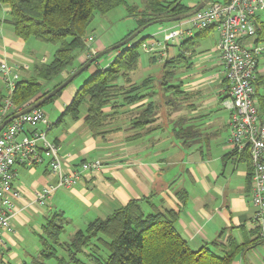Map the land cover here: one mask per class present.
<instances>
[{
	"label": "crops",
	"instance_id": "0c3cea01",
	"mask_svg": "<svg viewBox=\"0 0 264 264\" xmlns=\"http://www.w3.org/2000/svg\"><path fill=\"white\" fill-rule=\"evenodd\" d=\"M4 10L3 18L9 8ZM261 19L264 20V13ZM185 25L181 22L162 25L157 29L158 34H150L151 38L146 42H162L154 51H147L153 54L151 58L155 56L163 65L166 58L177 56L184 48L182 41L194 37L199 31H193L190 26L184 28ZM175 26L180 27L169 28ZM180 28L190 29L187 36L174 42L167 41V33ZM162 31L165 33L160 38L158 35ZM209 35L214 38L215 46L204 50L202 55L196 51L189 58V63H182L176 68V71L193 69V72L187 75L186 80L180 78L182 86L175 108L166 102L167 94L160 82L161 71L157 75L143 73L141 79L132 76L133 82L137 83L146 78L153 79L143 90L147 97L119 107L113 124L104 135H94L86 124L87 103L82 105L78 119L64 116L82 80L107 67L117 52L104 67H101L104 61L100 62V59L87 67L88 75L74 85L69 83L55 100L50 101V109L41 106L51 122L48 136L59 144L66 167L78 166L86 159H101L104 167L100 171L87 172L81 182L71 187L58 189L42 206L36 199L37 193L54 183L56 176L50 173L46 162L34 166L16 165L15 184L23 196L16 202V231L7 233L0 244V264H12L13 261L16 264H32L30 261L36 256L32 253L30 242L37 231L41 232L42 223L53 210L65 213L69 221L67 235H70L95 218H105L129 200L154 193L156 202L180 213L176 226L194 249L216 240L222 231L225 241L235 239L239 243L248 241L249 244V240L255 238L252 233L256 226L252 223L255 207L251 197L250 165L244 154H235L228 141L231 114L222 103L227 96V82L217 47L219 27H211L202 37ZM194 40L197 46L200 37ZM41 46L37 39L18 36L9 24L0 26V60L14 66L20 73V79L32 77L37 65L52 60L51 53L37 50ZM106 47L100 42L91 48L100 52ZM191 53L189 50L187 55ZM87 54L86 50L82 54L80 52L74 66L83 64L88 59ZM259 72H264L260 62ZM68 74V71L62 73L56 81ZM7 93V85L0 76V94L6 96ZM150 102L157 105L158 119L150 126L138 129L142 134L132 138L131 135L137 133L132 129V118L141 105ZM178 125L191 127L197 133L189 139L192 143L188 146L175 133L174 128ZM45 127L44 124L38 125L41 129ZM183 193L185 197L181 196ZM37 220L40 222L35 224ZM40 250L37 246V253ZM234 264H264V241L256 242L245 253H240Z\"/></svg>",
	"mask_w": 264,
	"mask_h": 264
},
{
	"label": "trees",
	"instance_id": "16d2710c",
	"mask_svg": "<svg viewBox=\"0 0 264 264\" xmlns=\"http://www.w3.org/2000/svg\"><path fill=\"white\" fill-rule=\"evenodd\" d=\"M125 2L126 0H0V11L3 6L9 8L6 17L0 15V26L9 24L24 39L36 38L57 46L51 61L37 65L32 77L17 82L12 94L16 109L35 103L80 68L85 62L79 67L74 66L77 51L87 50V29L96 14L107 13ZM195 6L187 5L182 0H146L143 9L129 6V12L135 15L138 26L126 37L154 19L186 13ZM163 23L165 22H161ZM211 27L199 30L194 37L186 38L181 43L183 50L177 56L164 60L160 82L165 93H168L166 102L172 107L177 106L175 101L179 100L178 94L182 86L181 80L172 82L176 68L182 63H189V58L196 52L194 39L204 36ZM150 36L144 35L143 31L131 42L116 49L117 54L112 62L83 83L63 115L78 119L82 105L87 103L86 124L94 135H104L113 124L119 107L147 97L143 90L149 87V82L153 79L133 82L131 73L139 65L140 46ZM255 42L264 44V20ZM189 50L192 53L187 55ZM152 60H156V57L153 56ZM67 71L69 74L66 78L56 81ZM262 87L264 72H259L258 66L256 98L260 112L264 115ZM63 89L47 102L55 100ZM171 93L174 94L175 101L169 98ZM4 97V94H0V109ZM108 107L111 108L107 110ZM157 119L156 103L141 105L132 118V129L137 133L131 137L140 136L142 132L138 129L150 126ZM174 130L187 146L192 143L189 139L197 134L191 127L178 125ZM239 153L244 154L249 162L251 179L253 167L250 155L247 151H235V154ZM181 196L185 197L184 193ZM154 199L155 193L140 199L133 198L105 218H95L86 227L78 228L65 239H62V235L67 233L69 221L63 211L53 210L42 223V248L33 264H48V259H55L57 264H234L240 253H245L254 243L264 241L258 227H254L252 233L255 238L249 240V244L248 241L239 243L235 239L225 241L222 231L216 240L194 249L176 226L180 213L174 208L160 205Z\"/></svg>",
	"mask_w": 264,
	"mask_h": 264
},
{
	"label": "built area",
	"instance_id": "2783aa9c",
	"mask_svg": "<svg viewBox=\"0 0 264 264\" xmlns=\"http://www.w3.org/2000/svg\"><path fill=\"white\" fill-rule=\"evenodd\" d=\"M264 0H211L205 7L181 21L191 29L202 30L218 26L220 39L217 47L224 63L227 96L223 105L230 111V135L228 141L235 151H247L252 162L251 197L255 207L252 223L264 238V115L256 98L258 66L264 45L256 43L262 24ZM190 30V29H189ZM189 30L175 29L167 33V41L184 38ZM95 41L90 35L86 42ZM162 42H145L146 51H154ZM88 58L95 54L91 48ZM0 76L8 93L0 109V124L18 110L12 94L20 73L6 60H0ZM39 124L46 125L38 128ZM51 122L44 109L38 107L15 117L0 131V244L7 233H15L16 202L23 192L15 184L16 165L34 166L47 163L56 181L37 193V201L45 206L54 193L62 187L81 182L87 172L103 169L101 159H86L78 166L66 167L60 154L59 144L48 136Z\"/></svg>",
	"mask_w": 264,
	"mask_h": 264
},
{
	"label": "rangeland",
	"instance_id": "374dc122",
	"mask_svg": "<svg viewBox=\"0 0 264 264\" xmlns=\"http://www.w3.org/2000/svg\"><path fill=\"white\" fill-rule=\"evenodd\" d=\"M185 4L187 5H191L192 3H195V5H197L199 3L200 0H182ZM220 1H224V0H220ZM146 0H126L125 3L113 8L112 10H110L107 13H97L93 22L90 24V26L88 27V33L87 36L93 35L95 36V41H93V43L89 45L87 44V50L86 52L89 54V52H91V47L93 45H95V43L97 45L101 43L107 45L106 48H110L112 45L117 44L118 42L122 41L124 37H126V35H128V33L131 32V30L135 29L138 26V21L135 17V15L130 14L129 12V6H136L139 7V9H143L145 6ZM197 3V4H196ZM194 4L192 6H195ZM4 6L2 7L1 11H0V15L4 16ZM180 21H172V22H165L163 24L161 23H156L153 24L151 26H149L146 30H144V35H149V34H158V28L161 27L162 25H168L171 23H175V22H181ZM189 24L185 25L184 28H189ZM180 26H175V27H169L170 29L172 28H177ZM193 31H195V28H192ZM164 31H162L161 34H159L158 36L160 38H163L164 36ZM151 38V36L149 38L146 39V41H149ZM32 39H36V38H32ZM214 38L212 37V35H209V37H200V43L197 44L196 46V51L199 55H202V53L204 52V50L206 51L207 49H212L215 46L214 43ZM39 41V40H37ZM40 42V45H42L41 47H37V50H41V51H45L44 53H51V58H53L54 52L57 48L56 45L51 44V43H44V42ZM96 51V50H95ZM116 50H112L109 51L107 53H105L104 55H102L99 59L100 62L104 61L103 63H101V67H104L105 65L108 64V62L112 59V55L116 54L115 53ZM140 60H139V65L136 68L137 70L131 73V76H135L138 79L143 78L142 74L146 73L147 75L148 72H150V74L152 75H157L158 73H161V71H163L162 69V65L161 62L156 59V60H152L151 56L153 55L150 52H147L144 48L143 45L140 46ZM98 51L95 52V54H97ZM80 54L79 51H77V55ZM82 54V51H81ZM87 54V55H88ZM94 55V53H93ZM92 55V56H93ZM199 58V56H198ZM87 61V60H86ZM85 61V62H86ZM99 61V60H98ZM260 66H264V54L260 60ZM193 69H183L180 71H176V74H174V80L172 82H176L178 80L183 79L186 80L187 79V75L192 73ZM89 73V68L84 70L82 73H80L72 82L71 85H74L75 83H77V81L82 80L83 78H85ZM92 75V74H91ZM90 75V76H91ZM146 75V76H147ZM90 76H88L87 78H89ZM161 79V76H160ZM86 80V79H85ZM85 80H82V83L80 85V87L83 85V83L85 82ZM261 93H264V87L261 88ZM168 94V93H167ZM169 98H172L175 101L174 98V94L171 93L169 94ZM177 102V101H175ZM51 102H46L44 105H42V107H44L46 110L47 108L50 109L51 108ZM178 104V102H177ZM176 104V105H177ZM175 108V107H173ZM52 110V109H51ZM40 221L37 220L35 221L36 223H39ZM36 226V225H35ZM42 226V225H41ZM40 227L38 226V229ZM68 225H67V229H68ZM40 233L39 231H37V233L32 237V240L30 242V247L33 249L32 253L37 257L40 254V251L37 253L36 249L37 246L40 247V249L42 248V241H41V237H40ZM67 233H64L62 235V239H65L68 235ZM36 243L38 245H36ZM48 262V264H57L55 259H48L46 260ZM32 264L34 263V260L32 259V261H30ZM12 264H16V262H12ZM30 264V263H29Z\"/></svg>",
	"mask_w": 264,
	"mask_h": 264
},
{
	"label": "water",
	"instance_id": "95a60500",
	"mask_svg": "<svg viewBox=\"0 0 264 264\" xmlns=\"http://www.w3.org/2000/svg\"><path fill=\"white\" fill-rule=\"evenodd\" d=\"M211 0H201L191 11L186 12V13H181L175 16L171 17H164V18H158L154 19L143 26L139 27L136 31H134L131 35L123 39L122 41L118 42L115 45H112L110 48H106L97 54H94L88 60L76 71H74L63 83H61L58 87L44 95L41 99L36 101L33 104H30L26 106L23 109L18 110L16 113L12 114L8 118H6L1 124H0V131L5 127L7 123H9L11 120H13L15 117L19 116L20 114L29 112L35 108L41 107L44 105L51 97H53L55 94H57L60 90H62L64 87H66L69 83H71L80 73H82L84 70H86L87 67H89L92 63L97 61L102 55L105 53L116 50L118 48L123 47L127 43L131 42L133 39H135L139 34H141L144 30H146L149 26L156 24V23H161V22H172V21H180L183 19H186L202 9L204 6H206Z\"/></svg>",
	"mask_w": 264,
	"mask_h": 264
},
{
	"label": "clouds",
	"instance_id": "9594fccd",
	"mask_svg": "<svg viewBox=\"0 0 264 264\" xmlns=\"http://www.w3.org/2000/svg\"><path fill=\"white\" fill-rule=\"evenodd\" d=\"M205 7V6H204ZM192 16V15H191ZM184 20V19H183Z\"/></svg>",
	"mask_w": 264,
	"mask_h": 264
}]
</instances>
